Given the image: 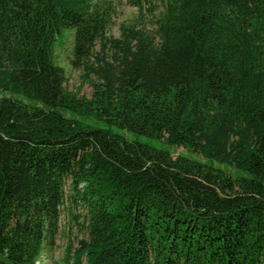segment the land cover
Returning a JSON list of instances; mask_svg holds the SVG:
<instances>
[{"label": "trees", "instance_id": "1", "mask_svg": "<svg viewBox=\"0 0 264 264\" xmlns=\"http://www.w3.org/2000/svg\"><path fill=\"white\" fill-rule=\"evenodd\" d=\"M132 1L115 37L120 0H0V264H37L65 204L73 264H264V0ZM63 28L90 98L51 62Z\"/></svg>", "mask_w": 264, "mask_h": 264}, {"label": "rangeland", "instance_id": "2", "mask_svg": "<svg viewBox=\"0 0 264 264\" xmlns=\"http://www.w3.org/2000/svg\"><path fill=\"white\" fill-rule=\"evenodd\" d=\"M132 0H120L117 3L116 14L113 19V25L110 27L109 34L115 37L118 36V26L122 21H129L135 19L137 15V7L134 6ZM142 12L145 16L146 24H150L152 14L156 13V10H152L149 4L143 2ZM74 50V30L73 29H61L59 35L55 37V41L51 45V62L54 66L63 70L64 77L66 78L65 88L68 92L76 94L78 97L90 98L92 92L91 78H85L82 76L80 70H74L71 66ZM1 95V93H0ZM5 95V94H4ZM27 103V101H24ZM34 103V102H33ZM35 104V103H34ZM29 103L31 106H36ZM37 104V103H36ZM38 104V108H40ZM42 107V106H41ZM71 118L78 120L82 125L90 130H105L113 134L120 135L128 141H135L148 146L157 148L159 150L168 151L173 158L182 156L200 162L202 164L211 165L215 168L222 170L225 175L232 179H239L243 176H248L245 173L238 172L226 165L218 164L211 160H206L200 155H195L186 151L183 147L169 146L157 139H150L141 135L132 134L127 131L118 129L114 126H110L104 121L97 120L93 116H76L67 115ZM66 184L65 192L68 197L69 187ZM79 210H69L67 204L61 209L60 219L58 224V230L54 236L52 243L48 245L47 249L43 253L42 258L37 264H73L75 258L72 256L80 247L81 240L86 239L85 231H83L79 224L73 219L72 215H78ZM80 223V222H79ZM70 247L71 253L66 259V248ZM79 264H86L85 258H80Z\"/></svg>", "mask_w": 264, "mask_h": 264}]
</instances>
